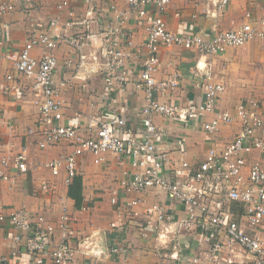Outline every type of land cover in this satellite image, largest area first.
<instances>
[{"label": "crops", "instance_id": "0c3cea01", "mask_svg": "<svg viewBox=\"0 0 264 264\" xmlns=\"http://www.w3.org/2000/svg\"><path fill=\"white\" fill-rule=\"evenodd\" d=\"M199 1L170 0L163 13L169 30L178 34L199 33L207 39L215 33L236 29L247 21L255 24L264 19V0H229L224 12L215 18L205 14ZM1 2L14 7L2 20L3 36L12 50H21L31 32L46 30L50 21L56 20L52 34L59 36L61 43L55 52L54 82L58 100L63 105L62 124L85 128L91 120L116 114L142 132L140 112L146 103V93L133 82L140 69V50L146 36L142 22L129 10L125 0ZM90 7L96 20L78 24L85 22V13ZM247 13H250L249 19L245 17ZM117 25L125 35V38L120 37L124 38L122 42L132 41L125 51L129 54L126 63L134 74L131 82L110 87L104 76L103 34L106 27ZM72 39H77L78 47L70 43ZM32 54L39 58L38 49ZM160 60L157 79L179 75V84L173 92L165 91L157 96L160 102L182 106L200 103L202 87L208 77L209 82L224 87L217 103L219 113L233 112L241 102L255 99L260 101V115L264 119V39L254 37L240 47H228L223 53L212 56H199L194 51L171 47L160 51ZM198 69L207 77L195 75ZM38 99L30 82L17 74L9 61L0 60V154L13 156L24 151L28 165L26 173H17L13 168V179L0 184V215L8 216L25 208L32 218L42 216L47 223L56 224L65 207L74 229L71 242L75 254L70 264H183L193 256H200L197 264H209L206 256L212 240L204 237L199 229L184 231L177 237L168 233L159 239L154 229L146 226L145 211L156 204L175 218L185 215L184 208L169 200L163 190L129 196V199L138 198L139 203L127 212L123 209L121 204L127 198L120 181L125 174L136 171L125 156L84 154L77 160L75 178L81 184L82 202L80 208H76L75 201L68 195L71 185L67 187L63 183V171L53 176L44 167L45 162L64 157L70 147L65 143L46 150L37 147L40 139ZM210 118L209 115L204 120ZM153 121L164 133L160 149L168 152L170 161L181 159L190 164L202 161L209 149L220 153L240 127L235 121L222 125L211 137H206L202 130L203 119L190 126L159 115L154 116ZM253 162H259L264 168V156L258 152L251 155L249 163ZM43 181L51 187L48 194L40 189ZM112 199L117 202L113 203ZM230 210L236 216L241 214L236 203L230 205ZM15 235L17 232L7 222L0 223V257H10L17 264H31L30 235H21L23 239L17 244L13 239ZM56 239L54 236L52 243ZM115 246L121 247L122 252L112 254L110 249ZM12 253L16 255L12 257ZM224 256L233 264H250L252 260L237 246L226 248Z\"/></svg>", "mask_w": 264, "mask_h": 264}, {"label": "built area", "instance_id": "2783aa9c", "mask_svg": "<svg viewBox=\"0 0 264 264\" xmlns=\"http://www.w3.org/2000/svg\"><path fill=\"white\" fill-rule=\"evenodd\" d=\"M125 1L129 10L142 22L146 36L140 50V69L133 82L136 88H142L146 93V103L140 112L142 132L134 129L128 119L116 114L91 120L85 128L62 124L63 105L58 100V88L54 82L57 70L55 52L61 43L60 37L52 34L56 20H51L46 30L31 32L21 50H12L7 47L3 36L2 20L14 7L8 2L0 3V60L9 61L15 72L30 82L31 89L39 98L37 125L40 139L37 147L46 150L61 143L70 147L64 157L47 161L44 167L53 176H58L62 170L63 183L68 187L76 175L77 160L84 154L125 156L136 170L125 174L120 181L127 198L121 206L126 212L139 203L138 198L129 199V196L153 189L163 190L169 200L184 208L185 215L180 218H175L157 204L146 209L145 224L154 229L159 239L168 233L174 237L181 236L182 232L196 228L212 240L206 256L209 264H233L224 253L226 248L236 246L251 257L250 264H264V168L259 162L249 163L254 152L264 156V119L260 115V101L248 99L238 104L233 112L219 113L217 103L224 87L209 82L207 74H202L199 69L195 75L207 77L200 103L190 102L182 106L157 99L160 93L173 92L179 84L178 74L157 79L161 70V50L180 47L199 56L218 55L226 48L240 47L254 37L264 39V19L255 24L247 21L236 29L221 31L206 39L199 33L178 34L169 30L163 13L170 0ZM199 2L204 6L205 14L213 18L223 13L229 4V0ZM61 7L59 4L58 8ZM245 17L249 19L250 13ZM96 18L90 7L85 13V22L78 24H90ZM119 19L123 21V18ZM120 37L125 38L120 26L105 28L102 54L105 58L104 76L110 87L124 85L133 79L134 72L126 63L129 54L125 51L126 45H132V41L129 39L125 43ZM70 43L78 47L77 39ZM35 49L39 50V58L32 54ZM10 78L8 75L7 79ZM156 115L188 126L203 119L202 130L206 137H211L222 125L235 121L240 127L220 153L209 149L202 161L190 164L181 159L170 161L168 152L160 149L164 133L154 124ZM209 115L211 118L204 120ZM179 151L182 152L181 149ZM13 168L17 173L28 171L24 151L13 156L0 154V184L13 179ZM40 189L44 194L51 192L49 183L45 181ZM112 202L117 200L112 199ZM232 203L239 205L240 215L236 216L230 210ZM5 222L17 232L13 238L16 244L23 239L21 235H30L31 264H70L73 261L75 249L71 241L74 229L65 207L56 224L47 223L42 216L32 218L25 208H19L8 216L0 215V223ZM54 236L57 239L52 243ZM110 252L119 254L122 248L115 246ZM15 255L12 253V257ZM198 262L200 256H193L183 264ZM0 264L17 263L10 257L1 256Z\"/></svg>", "mask_w": 264, "mask_h": 264}, {"label": "trees", "instance_id": "16d2710c", "mask_svg": "<svg viewBox=\"0 0 264 264\" xmlns=\"http://www.w3.org/2000/svg\"><path fill=\"white\" fill-rule=\"evenodd\" d=\"M71 185V186H70ZM69 186L68 195L75 201L76 208H80L82 198H81V184L79 179L73 178L72 183Z\"/></svg>", "mask_w": 264, "mask_h": 264}]
</instances>
